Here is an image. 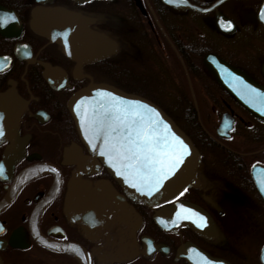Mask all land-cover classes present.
Here are the masks:
<instances>
[{
	"label": "flooded vegetation",
	"instance_id": "1",
	"mask_svg": "<svg viewBox=\"0 0 264 264\" xmlns=\"http://www.w3.org/2000/svg\"><path fill=\"white\" fill-rule=\"evenodd\" d=\"M187 1L203 11L164 0H0V95L17 102L16 134L0 137L2 264H261L264 0ZM54 10L71 18L51 34L39 20ZM208 56L223 61L228 89ZM174 61L186 80L179 126L200 159L194 183L149 206L90 152L67 103L104 84L160 105L156 86L170 84ZM37 165L48 171L17 181Z\"/></svg>",
	"mask_w": 264,
	"mask_h": 264
},
{
	"label": "water",
	"instance_id": "2",
	"mask_svg": "<svg viewBox=\"0 0 264 264\" xmlns=\"http://www.w3.org/2000/svg\"><path fill=\"white\" fill-rule=\"evenodd\" d=\"M166 4H169L175 8L177 7H189L196 11H203L202 8L190 4L186 0H164ZM58 13V14H57ZM65 12L54 10L48 11L44 16L39 20L41 25L44 26L46 30H48L51 34H53V30L55 28V22L58 24H63L66 21H69V17H63ZM38 16V15H37ZM62 16V17H58ZM64 45L70 48L71 44V36L66 34L63 37ZM70 43V44H69ZM205 61L214 62L213 67H210V70L214 73L215 77L220 81L223 88L228 89L227 85L222 81L219 76V72L222 71L223 63L219 58H211L208 56ZM220 62V63H219ZM237 73V72H236ZM239 74V73H238ZM243 78L249 83H253V81L246 76ZM242 79V78H240ZM112 98H115L113 101ZM15 102V103H14ZM115 102H119L121 105H136L139 102L140 106L147 105V108L140 107V111L144 112L147 115H152L155 119L160 121L159 125H157L158 130L163 133L164 126L167 125L169 130V136H176L180 141L183 142L184 145L187 146V150L183 152L180 156L181 163L177 164L175 168L168 169L165 167V171L168 172V175L161 179L158 184H155L154 187L151 186L154 181L150 182L149 180H144L141 183L140 179L134 178L132 175L128 173H123L122 175H118V170L123 172V169H119V166H113L112 162L109 160L107 155H101V145L103 144V137L93 138L92 134L88 131L87 123L89 119L93 117V114L97 116H101L105 109H111V105ZM0 120L3 119V128L2 130L3 139L8 138L9 136L14 137L16 134V128L14 125L15 117H14V108L17 106L16 98L13 92H7L0 95ZM68 109L74 119L76 124L78 133L88 147L90 152L99 157L109 173L115 178L120 185L125 189V192L132 198L136 200H140L145 202L147 205H157L159 203L165 202L171 196L178 194L185 186L190 183H194L195 180V171L199 162V152L193 145L190 138L177 126V124L170 118L158 105L150 102L149 100L128 94L122 90L117 89L114 86L104 85V84H90L87 87L77 91L68 101L67 103ZM148 109H154V113H148ZM158 113V116L155 114ZM16 115V114H15ZM5 128V129H4ZM91 140V143L89 141ZM92 145H96L93 147ZM162 150L163 145H161ZM178 151V149H177ZM160 159L164 160L165 163H168L166 157L161 156ZM11 162V158L5 160L6 166H9ZM159 167V165H157ZM48 171V166L45 165H37L32 168L27 169L25 172H22L17 181L23 183L24 180L42 174ZM135 185V186H134ZM147 185V186H145ZM177 205H175L176 207ZM185 207L186 205L179 206V210L181 207ZM186 207L190 208V212L194 215L199 221H201V217L206 219L208 215L200 208L195 205L187 204ZM166 212H162L160 217L156 216V221L161 225L165 221ZM211 222V220H210ZM208 259V258H207ZM213 262V261H212ZM261 262L264 264V247L261 250ZM214 264H220L218 261H214ZM0 264H2L0 260Z\"/></svg>",
	"mask_w": 264,
	"mask_h": 264
},
{
	"label": "snow or ice",
	"instance_id": "3",
	"mask_svg": "<svg viewBox=\"0 0 264 264\" xmlns=\"http://www.w3.org/2000/svg\"><path fill=\"white\" fill-rule=\"evenodd\" d=\"M261 19H264V10ZM112 99L115 101V98ZM140 107L147 108V105L140 106L137 102L136 105L125 106L115 102L110 110L105 109L101 116L94 113L86 123L93 138L103 137L101 155H107L113 166L123 169V172L118 170V175L128 173L140 179L141 183L144 180L154 181L151 184L154 187L168 175L165 167L170 170L182 162L180 156L187 146L178 137L168 135L167 125L161 133L157 128L160 121L140 111ZM154 112V109H148V113ZM155 115L158 116V113ZM0 135H3L2 131ZM161 156L167 158V164L160 159Z\"/></svg>",
	"mask_w": 264,
	"mask_h": 264
},
{
	"label": "rangeland",
	"instance_id": "4",
	"mask_svg": "<svg viewBox=\"0 0 264 264\" xmlns=\"http://www.w3.org/2000/svg\"><path fill=\"white\" fill-rule=\"evenodd\" d=\"M175 62L176 61H174L171 67H166L169 78V81H166V83L170 84L156 86V94L158 96L159 103L162 104L167 111H170L175 116V118L178 120V124H183L184 119L182 118L181 114L183 115V112L186 108V98L185 100L182 98V93L185 90L183 83H186V80L180 67ZM196 88H199V83L196 84ZM241 141L242 139H237L232 143L239 148H247V145ZM258 244H261L259 245L261 247L264 244V240H259ZM259 246L256 244L254 245V251L256 253ZM257 260L258 258H256L255 264H257Z\"/></svg>",
	"mask_w": 264,
	"mask_h": 264
},
{
	"label": "bare ground",
	"instance_id": "5",
	"mask_svg": "<svg viewBox=\"0 0 264 264\" xmlns=\"http://www.w3.org/2000/svg\"><path fill=\"white\" fill-rule=\"evenodd\" d=\"M262 239L264 240V231L261 228H258V230L254 232V245L255 244L258 246L261 245V244H258V241Z\"/></svg>",
	"mask_w": 264,
	"mask_h": 264
},
{
	"label": "trees",
	"instance_id": "6",
	"mask_svg": "<svg viewBox=\"0 0 264 264\" xmlns=\"http://www.w3.org/2000/svg\"><path fill=\"white\" fill-rule=\"evenodd\" d=\"M160 104V103H159ZM161 105V104H160Z\"/></svg>",
	"mask_w": 264,
	"mask_h": 264
}]
</instances>
